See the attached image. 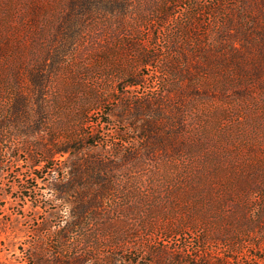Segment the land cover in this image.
Masks as SVG:
<instances>
[{
  "label": "rangeland",
  "instance_id": "1",
  "mask_svg": "<svg viewBox=\"0 0 264 264\" xmlns=\"http://www.w3.org/2000/svg\"><path fill=\"white\" fill-rule=\"evenodd\" d=\"M234 3L0 0V264H264V77L250 57L243 70L219 62L247 50L219 44ZM133 121L159 123L165 151L151 154L159 141ZM76 144L111 170L77 186L94 212L78 235L83 203L56 200L23 151Z\"/></svg>",
  "mask_w": 264,
  "mask_h": 264
},
{
  "label": "trees",
  "instance_id": "2",
  "mask_svg": "<svg viewBox=\"0 0 264 264\" xmlns=\"http://www.w3.org/2000/svg\"><path fill=\"white\" fill-rule=\"evenodd\" d=\"M220 20L221 21L218 26H220L223 33H225L221 37L222 41L219 43L220 46H225L227 42H229L230 45V43L232 44V42H230L231 39L236 40L235 38H238L241 46L246 48L247 50L234 49V51L231 50V53L230 51H223L225 53L219 55V62L232 64L233 66H239L243 70L247 69L245 67V63L248 57H250V59L253 60V63L258 64V67L256 69V71L258 72L257 75H255L257 77H264V0H235L232 9L230 8L227 14H223V16L220 15ZM242 22H244L245 26L242 24ZM254 38H256V40L258 41L254 42ZM226 39H228V41H226ZM255 47H259V50H257L256 53L253 52ZM260 63H262V65H260ZM37 87L39 93H44L45 89L47 88V83L37 84ZM23 105L24 103L16 104V110H23ZM131 124L134 127L140 126L137 121H133ZM140 127L145 129L146 132L148 131L147 136H149L148 139H150V141H159L155 146L153 145V143L152 145H149L151 146L149 148L152 149L151 154H153V151L156 149H160V151L164 152L165 149L161 147L162 141L160 139L152 137L158 135V132L156 131L159 130L160 124L152 121L151 123H147L146 125L142 124ZM94 140H96V137H94ZM89 142L93 143V141ZM44 149L46 155L38 159H36L37 155L32 154V151H30L29 148L23 149V151H28L29 158L35 159L34 162H31V168H34L33 174L36 180H43L46 175L53 176L54 182L52 183L50 189L53 192L56 200H61L62 202L64 201V204H67L68 202H70V198H77L80 202L83 203V208H79V212L77 213L76 222H73L74 227L69 229L71 233H76V235H78V232L84 229L86 222L89 221L94 215V212L88 211L90 209H84L86 208L85 199L87 198V196L84 192L79 193L80 191L78 192V188L83 184L82 181H89L92 179L96 182H99L101 180V174L111 173V170H108V168L110 167L108 164H105L103 162H98V164L94 163L92 160H89L88 157L83 153H78L79 151L76 152L75 149H77V144L74 146L70 145L64 147L63 149H59L55 152L51 149H47L46 146H44ZM58 154L61 157L69 155V157L67 158V162L71 163L70 166H67L66 169L61 173H59L56 167H49V164L55 161V157ZM12 158H15L16 161L20 160L18 156ZM115 165H113V167L118 168V166ZM37 167L39 169H36ZM5 168H8V165L0 161V174H3L5 172ZM40 173H42V175ZM114 189L115 187H113V185L109 183L102 184L100 190L98 192L96 191V195H93L94 200H96V197L105 198L109 195L111 196V193L114 191ZM101 204L102 203L99 202L96 205H91V207L95 206V208H101ZM79 236H81V233ZM69 238L66 239V237H64V239H66L64 243L68 242ZM163 256L164 255L159 254L156 256V260H153L151 258L144 259L137 254L135 255V258L131 257L129 260L125 259V261L128 262V264H167ZM70 259L74 262H80V259L75 256L70 257ZM186 264H223V261L213 260L205 256H199L196 259L194 257V260L192 262Z\"/></svg>",
  "mask_w": 264,
  "mask_h": 264
}]
</instances>
